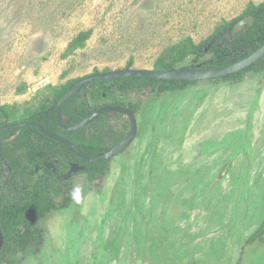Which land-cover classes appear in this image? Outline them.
Masks as SVG:
<instances>
[{
  "label": "rangeland",
  "instance_id": "1",
  "mask_svg": "<svg viewBox=\"0 0 264 264\" xmlns=\"http://www.w3.org/2000/svg\"><path fill=\"white\" fill-rule=\"evenodd\" d=\"M251 1L263 0H0V105L36 108L50 85L131 60L154 69ZM82 30L92 31L85 48L64 56ZM244 77L125 97L139 105L131 145L102 183L73 175L80 202L40 218L43 244L0 264H264V234L247 242L264 223V74ZM110 122L130 134L123 113Z\"/></svg>",
  "mask_w": 264,
  "mask_h": 264
},
{
  "label": "trees",
  "instance_id": "2",
  "mask_svg": "<svg viewBox=\"0 0 264 264\" xmlns=\"http://www.w3.org/2000/svg\"><path fill=\"white\" fill-rule=\"evenodd\" d=\"M252 16L254 24L236 33V23ZM91 30H82L68 44L64 56L85 48ZM264 45V0L249 2L244 12L232 20L219 23L204 40L196 43L188 37L169 47L154 63V69L171 70L182 68H214L232 64L249 56ZM131 60L126 68H131ZM106 70L104 72H108ZM250 71L264 74V57L251 67L212 80L241 82ZM101 73L95 70L93 74ZM84 78V77H82ZM82 78H73L61 85H50L42 94L36 108L22 112L11 104L0 105V127L12 123L36 121L62 137L71 140L79 149L91 156H100L127 137L116 131L110 120L113 112L99 115L86 127L79 130L62 128L57 121V103ZM195 82L186 80H160L138 76L99 79L86 85L78 94L69 98L62 107L63 117L69 119L67 125H74L105 105L128 107L137 113L138 102L128 100L129 94L146 98L160 96L166 92L184 90ZM113 87L117 97H113ZM110 90V91H109ZM114 114H119L114 112ZM16 129L2 132L7 138ZM55 159L56 171L47 162ZM111 159L102 162H89L82 159L72 148L46 136L36 126H27L21 135L11 141H0V229L4 243L0 255L21 253L30 246L37 249L44 242V232L39 225H32L26 218L27 209H33L37 219L45 217L52 210H62L75 200L73 180H61L73 163L85 167L91 179L102 183L109 172ZM43 171H42V170ZM16 200H6V197ZM23 197V198H22ZM25 228L27 230H25ZM264 223L247 242L251 243L264 234Z\"/></svg>",
  "mask_w": 264,
  "mask_h": 264
},
{
  "label": "water",
  "instance_id": "3",
  "mask_svg": "<svg viewBox=\"0 0 264 264\" xmlns=\"http://www.w3.org/2000/svg\"><path fill=\"white\" fill-rule=\"evenodd\" d=\"M254 24V20L252 16H246L240 19L234 28L236 33L243 31L247 25L252 26ZM264 57V45L258 48L256 51L252 52L246 58L234 62L229 65L214 67V68H176L171 70H157V69H138V68H125V69H118L112 70L108 72H101L99 74H91L82 79H80L76 85L66 93L57 103V121L62 128L67 130H79L86 127L91 121L96 119L99 115L107 112H117L123 113L126 118H130V122L132 124L130 134L117 143L115 146L111 147L106 153L100 156H91L81 149H79L71 140L62 137L54 132H51L45 129L41 123L36 121H26V122H18L13 123L6 127H0V133L2 131L10 130V129H17L16 132L21 134L22 130L27 126H36L40 129L46 136L59 141L70 148H72L82 159L89 161V162H102L110 159L114 155L124 151L127 149L133 140L135 139L137 132H138V119L136 113H134L128 107H123L119 105H105L93 113L79 121L74 125H67L66 119L62 115V107L66 103V101L71 98L72 96L78 94L86 85L91 83L92 81L99 80V79H109L114 77H124V76H138V77H146V78H157L160 80H186L191 82L203 81V80H211L220 77H225L230 74H234L240 71H243L255 63H257L261 58ZM129 116V117H128ZM85 170L84 166H81L79 163H73L69 171L60 177L61 180H68L77 172ZM30 215L32 211L29 212ZM28 213V218L32 222V224L36 223V220L33 216H30ZM4 243V237L0 229V250L2 249Z\"/></svg>",
  "mask_w": 264,
  "mask_h": 264
},
{
  "label": "flooded vegetation",
  "instance_id": "4",
  "mask_svg": "<svg viewBox=\"0 0 264 264\" xmlns=\"http://www.w3.org/2000/svg\"><path fill=\"white\" fill-rule=\"evenodd\" d=\"M64 118L66 119L67 124H68L69 119H68L67 117H64ZM12 124H13V123H12ZM10 125H11V124H10ZM8 126H9V125H8ZM4 127H6V126H4ZM10 130H13V129H10ZM6 131H9V130H6ZM16 131H17V129H16L15 131L11 132L7 138H3V137L0 135V137L2 138L0 141L3 140L2 142H4L5 140H8L9 142H11V140H9V138L11 139L12 136H13V134H14V133H17ZM2 132H5V131H2ZM2 132H1V133H2ZM1 133H0V134H1ZM18 133H19V132H18ZM21 133H22V132H21ZM20 135H21V134L19 133L18 137H19ZM18 137H17V138H18ZM17 138H16V139H17ZM13 140H15V139H13ZM13 140H12V141H13ZM51 159H52V158H50V160L47 162V165H48L49 167L51 166V165L49 164V162L51 161ZM50 168L56 171V165H55V168H53V167H50ZM41 170H42V169H41ZM42 171H43V170H42ZM22 198H23V197H22ZM11 199H12V200H16L15 197H14V198H10L9 196L6 197V200H11ZM30 211H32L31 215H30V213H29ZM28 213H29L30 216H33V217L35 218V220H36V223H35V224H32V222L29 220V218H28ZM25 216H26L27 220H28L32 225H38V220H39L40 218L37 219V218L35 217V214H34V210H33V209H27V210H26V213H25ZM25 230H27V229L25 228ZM0 251H1V250H0Z\"/></svg>",
  "mask_w": 264,
  "mask_h": 264
},
{
  "label": "clouds",
  "instance_id": "5",
  "mask_svg": "<svg viewBox=\"0 0 264 264\" xmlns=\"http://www.w3.org/2000/svg\"><path fill=\"white\" fill-rule=\"evenodd\" d=\"M73 192L76 202L79 203L82 197V188L79 185L74 186Z\"/></svg>",
  "mask_w": 264,
  "mask_h": 264
},
{
  "label": "bare ground",
  "instance_id": "6",
  "mask_svg": "<svg viewBox=\"0 0 264 264\" xmlns=\"http://www.w3.org/2000/svg\"><path fill=\"white\" fill-rule=\"evenodd\" d=\"M128 117H129V116H128ZM18 135H19V133L17 132V133H16V134H14V135H13V137H12L11 139H9V140H11V141H12L13 139H16V138L18 137Z\"/></svg>",
  "mask_w": 264,
  "mask_h": 264
}]
</instances>
